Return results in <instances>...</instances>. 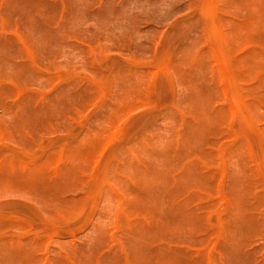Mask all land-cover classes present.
<instances>
[{
  "label": "rangeland",
  "instance_id": "1",
  "mask_svg": "<svg viewBox=\"0 0 264 264\" xmlns=\"http://www.w3.org/2000/svg\"><path fill=\"white\" fill-rule=\"evenodd\" d=\"M260 11L0 0V264H264Z\"/></svg>",
  "mask_w": 264,
  "mask_h": 264
},
{
  "label": "bare ground",
  "instance_id": "2",
  "mask_svg": "<svg viewBox=\"0 0 264 264\" xmlns=\"http://www.w3.org/2000/svg\"><path fill=\"white\" fill-rule=\"evenodd\" d=\"M15 1H16V0H15ZM5 3H6V2H5ZM5 3H4V4H5ZM6 4H7V3H6ZM8 4H9V3H8ZM8 4H7V5H8ZM209 9H210V7H209ZM1 10H2V9H1ZM218 10H219V9H218ZM262 10H263V9H262ZM221 11H222V10H221ZM205 12H206V11H205ZM4 13H5V12H4ZM220 13H221V12H220ZM260 13L263 14V12H261V11H260ZM262 14H261V15H262ZM225 15H226V14H225ZM263 15H264V14H263ZM235 23H236V22H235ZM6 25H7V24H6ZM6 25H5V26H6ZM230 27H231V26H230ZM215 28H216V27H215ZM233 28H234V27H233ZM261 34H262V33H261ZM257 41H258V39H257ZM257 41H256V42H257ZM260 41H261V40H260ZM253 42L256 43V42H255V37H254V41H253ZM261 43H262V41H261ZM256 44H258V43H256ZM171 47H172V46H171ZM262 47H263V46H262ZM179 48H180V47H179ZM174 49H175V47H174ZM174 49H173V51H174ZM177 49H178V48H177ZM176 51H177V50H176ZM179 54H180V53H179ZM172 59H173V58H172ZM177 61H178V60H177ZM177 61H176V62H177ZM176 62H174V63H176ZM205 63H206V62H205ZM220 72H221V71H220ZM0 80H1V79H0ZM258 81H260V80H258ZM257 99H258V97H257ZM261 99H262V98H261ZM253 100H254V99H253ZM237 101H239V100L237 99ZM262 101H263V99H262ZM216 111H217V110H216ZM231 112H232V111H231ZM250 112H251V111H250ZM251 113H252V112H251ZM194 114H195V113H194ZM187 115H188V114H187ZM195 116H196V115H195ZM223 117H225V116L223 115ZM223 117H222V118H223ZM225 118H226V117H225ZM225 118H224V119H225ZM224 119H222V120H224ZM222 120H221V122H222ZM185 122H186V121H185ZM225 122H228V121L225 120ZM246 122H247V121H246ZM182 127H183V126H182ZM182 127H181V128H182ZM212 127H213V126H212ZM213 128H214V127H213ZM176 133H177V132H176ZM134 135H135V134H134ZM133 137H134V136H133ZM205 143H206V142H205ZM207 143L209 144V139H208V142H207ZM253 144H255V143H253ZM255 145H256V144H255ZM253 146H254V145H253ZM169 147H170V146H169ZM254 149H255V148H254ZM192 150L194 151V149H192ZM198 152H199V151H198ZM207 152L209 153V151H207ZM195 153H196V152H194V155H195ZM228 153H229V152H228ZM182 154H183V153H182ZM191 154L193 155V152H192ZM191 154H190V156H191ZM204 154H205V153H204ZM194 155H193V156H194ZM196 155L199 156V155H201V154L199 153V154H196ZM209 155H210V154H209ZM213 155H214V154H213ZM190 156H189V157H190ZM205 156H206V154H205ZM210 156H211V155H210ZM210 156H209V157H210ZM209 157H208V158H209ZM173 158H174V157H173ZM177 158H178V153H177ZM208 158H207V163H208L209 159H211V157H210L209 159H208ZM214 158H216V156H215ZM186 159H187V158H186ZM200 159H201V158H200ZM202 159H204L203 156H202ZM172 160H173V159H172ZM211 160H213V156H212V159H211ZM211 160L209 161L208 164H210ZM214 160H215V159H214ZM214 160H213V161H214ZM174 161H175V160H174ZM180 161H181V160H180ZM169 162H170V161H169ZM140 163H141V162H140ZM207 163H206V164H207ZM142 164H143V162H142ZM190 164H191V163H190ZM190 164H189V165H190ZM179 165H180V164H179ZM211 165H212V164H211ZM214 165H215V162H214ZM208 166H209V165H208ZM189 167H190V166H189ZM210 167H211V166H210ZM196 168H197V167H196ZM198 169H199V166H198ZM184 171H185V170H184ZM15 172H16V171H15ZM126 175H127V174H126ZM13 176H14V175H13ZM133 181H134V180H133ZM77 202H78V201H77ZM81 202H82V201H81ZM75 203H76V202H75ZM78 203H79V202H78ZM78 203L76 204L77 207H79V206H78ZM79 204H80V203H79ZM71 208H72V207H71ZM149 208H150V207H149ZM62 211H63V210H62ZM154 214H155V213H154ZM157 216H158V214H157ZM212 222H214V221H212ZM233 224H234V223H233ZM255 224H256V223H255ZM230 226H231V224H230ZM129 259H130V258H129ZM129 261H130V260H129ZM103 262H104V261H103ZM123 262H124V261H123ZM130 262H131V261H130ZM131 263H132V262H131Z\"/></svg>",
  "mask_w": 264,
  "mask_h": 264
}]
</instances>
